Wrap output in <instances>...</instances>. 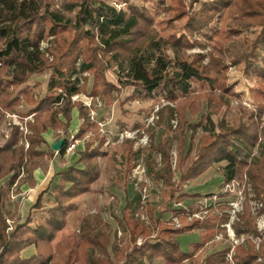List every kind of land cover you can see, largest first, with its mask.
I'll return each mask as SVG.
<instances>
[{
	"label": "trees",
	"instance_id": "obj_1",
	"mask_svg": "<svg viewBox=\"0 0 264 264\" xmlns=\"http://www.w3.org/2000/svg\"><path fill=\"white\" fill-rule=\"evenodd\" d=\"M144 2L146 6L130 0H60L54 6L52 0H0V124L3 112L23 105L28 110L22 115H33V122L28 123L29 135L23 136L18 128H12L8 140L0 146V264H184L221 232L227 237L226 229L221 227L227 217L214 211L228 206V195L221 193L222 187L244 176L264 214V163L250 159L260 136L264 137L260 128V117L264 116V0ZM111 3L125 7L117 9ZM162 15L167 17L160 19ZM175 22L173 32L161 34ZM214 22L220 26L210 35L208 30ZM247 32H254V37L246 36ZM194 35L210 41L208 63L204 62L205 55L185 54L196 46L205 48ZM47 37L54 39V63L47 61L38 48ZM81 57V71L91 72L93 77L90 95L113 100L111 92L118 90L105 79L104 72L111 61H116L119 66L125 64L127 71L121 89H132L123 103L156 101L162 97L175 104V108L165 106L159 111L156 126L162 132L156 144L155 135H151L150 151L160 156V164L150 155L146 157L148 174L165 188L163 205L157 209V216L154 206L145 205L141 212L151 222L145 226L138 217L140 194L125 196L118 214L111 212L124 234L123 244L112 241L100 212L83 217L78 233L53 245L75 210V201L89 193L102 174L100 159L106 152L103 140L97 136L84 144L74 164L57 173L56 181L40 192L27 218L11 232L6 230L5 215L11 214L18 220V204L15 214L11 213L13 204L9 201L13 186L26 183L33 187V171L54 156L53 151L41 150L45 143L42 135L48 130L62 132L64 142L57 152L62 157L70 139L67 129L74 109L82 123L73 140H83L96 124L88 119L80 104L69 102L79 92L78 81L72 82L70 78L76 75L75 65ZM229 66H239L242 76L255 83L248 95L256 108L248 111L240 107L235 120L221 119L214 124L210 120L212 114L228 108L230 100L241 98L236 84H229ZM47 71L50 74L42 97L34 99L31 93L15 95V90L30 78ZM202 102L209 112L197 119L203 110ZM174 118L176 129L169 126ZM194 139L196 151L192 154ZM23 141L27 148L21 144ZM174 144L177 156L173 169L170 152ZM136 155L132 143L127 142L121 152L124 190ZM221 163L225 165L218 192L203 197L217 196L219 205H210L203 219H189L202 208L192 202L181 208L175 205L200 195L190 194L184 187ZM22 171L26 174L21 179ZM34 211L44 215L36 223L31 215ZM165 214L170 216L165 218ZM173 218L178 220L179 227L171 223ZM239 220L232 226L233 232L238 239L246 238L234 246L232 263L264 264V235L261 239L247 206ZM193 232H199V242L182 251L178 238ZM138 237L142 238L139 245ZM249 237L260 238L257 248ZM30 247L34 253L22 256ZM230 250L226 246L210 252L202 264H229L226 256Z\"/></svg>",
	"mask_w": 264,
	"mask_h": 264
},
{
	"label": "rangeland",
	"instance_id": "obj_2",
	"mask_svg": "<svg viewBox=\"0 0 264 264\" xmlns=\"http://www.w3.org/2000/svg\"><path fill=\"white\" fill-rule=\"evenodd\" d=\"M54 3V6L59 5L60 0H52ZM130 2H133L134 4L138 6H146V3L144 0H130ZM114 5L117 9L124 8V4H116L111 3ZM167 15H162L160 19L166 18ZM175 26H177V23L175 22L173 27H167L165 28L164 33H171L175 29ZM220 24L218 22H214L209 30L208 33L211 35L213 30L217 29ZM157 29L159 30V26H157ZM255 35L254 32H247L246 36L249 38H253ZM195 40L200 41L203 43V46H205L204 49L196 46L193 47L190 50L185 51V54L187 56L190 55H196V54H202L206 56L205 63H208L207 53L209 51L210 41L207 39H203L198 35H194L193 37ZM53 37H47L40 41L39 44V50L43 54L44 58L49 61L50 63H54V57L52 55L53 51ZM81 59H78V62L75 65V70L77 71L76 75H73L70 80L72 82L78 81L77 87L79 89L80 94L87 95L92 97L94 100L91 106V109L93 112H95L96 118L99 121L104 122V128L103 130L105 133L108 134V137H112L113 141L116 138V134L122 131H137L135 137L133 139H127L123 142H116L114 144L110 143L109 145H105L106 142V136H104L98 129L97 124L93 125V128L90 130V133L92 134V137H90L89 140H94V138L97 136L98 140H103V150L106 152V156L100 159V165L102 169V174L97 181V183L93 184L91 191L87 193L86 195H83L82 197L78 198L75 201V210L70 213L67 224L65 228L56 235L55 240L53 241V245H55L57 242H60L64 237L70 236L73 233L79 232V225L81 222V219L85 216H96L97 214H100L104 219V221L109 226V231L112 237V241L118 242L123 244V237L124 234L122 230L120 229L118 223L112 218L111 212L114 211L118 214L120 207L123 205L125 196L132 198L133 194L138 192L141 187L140 185H147L148 192H147V198L144 201V204H141L140 207L143 206V209L147 203H150L152 206H154L156 209V212L154 213V216L158 215L157 209H159L163 205V192L165 191V188L161 182H155L150 175L148 174V167L146 162L147 155H150L155 162L159 165L160 164V156L156 155L154 152L150 151V147L152 144V137L151 135H155V144L158 141V138L162 132V128L156 126V122L158 121L159 117V111L165 107L168 106L170 108H175L174 103H170L165 101L162 97L157 98L156 101H144V102H138V101H131L126 102L125 99L128 97V95L132 92L131 88H125L121 89V82L125 79L124 76L127 74L125 64L122 66H119V63L116 61H111L110 64H108V68L104 72L105 79L114 84L117 87V90H121L120 92L116 90H112L111 97L113 98L112 101L108 102L106 98L101 97L100 95L93 96L89 94L91 85H92V74L91 72H85L81 71L80 64ZM50 72L47 71L46 73L42 75H35L32 78H30L27 83L23 86H21L19 89L15 90V95H18L20 97H23L24 95L31 93L35 98H40L43 96L45 91V85L46 80L49 77ZM227 77L229 80V84H236V92L241 93L240 99H232L229 102L228 108H222L220 109L218 114H212L210 116V120L216 124L217 121L224 119L227 120H235L234 118L237 117V109L242 107L244 109H247L248 111L252 110L254 111L256 108V105L253 103L252 98L250 97L249 91L252 89L255 85L254 82L249 81V79L245 78L241 74V68L239 66H229L227 70ZM60 92V91H58ZM120 94V95H119ZM69 102L71 104L79 105L83 107L85 112L89 114V109L84 107L82 102H72L71 99H69ZM64 102H61L60 106H63ZM124 104V105H121ZM202 112L198 115L197 119L202 114H207L209 110L207 109L204 102H202ZM28 110V107L25 105L21 106L19 109L15 111H5L3 112V120L0 124V146H3L4 143L8 140L12 128H18L19 132L23 135H29L30 130L28 129V123L33 122V115L24 117L22 114L25 113ZM62 121L63 118L61 115L58 116ZM89 119V117H88ZM90 120V119H89ZM91 121V120H90ZM82 123V121H80ZM93 122V121H91ZM71 124V123H70ZM172 129H176L177 125V119L174 118L170 120V125ZM154 129V131H150V129ZM260 128L264 131V116L260 117ZM57 131L56 134L60 136V134ZM62 133V132H61ZM75 135V134H74ZM200 135V132L196 134V137ZM68 137V136H65ZM127 142L132 143V151L135 152L137 155L135 159L132 162V168L130 170V173L128 175V178H126L127 182V189L124 190L123 183V177H122V170L123 169V161L121 158V152L124 148V145ZM192 148L191 152L192 154L196 151L195 145H196V139L192 140ZM21 144L27 148L28 144L25 141L21 142ZM96 145V143L94 144ZM82 151L81 147H78L76 150V154L78 155ZM172 156V168L174 169L175 163H176V144H174L171 148L170 152ZM66 160H70L67 157H64ZM250 159L255 160L257 162H263L264 163V137L260 136L258 140L257 146H255L252 150V154ZM73 162L72 164H74ZM225 163H221L218 165H213L207 172H205L202 176L195 179L194 181H191L186 184L184 187V190L190 194H198L200 197L194 198V201H184L182 204L184 207L188 206L190 202H192L193 206H198L202 209H204V203L201 200L204 196H207L208 194H216L219 190V185L221 183V177L222 169ZM40 168V167H39ZM26 173L22 171L20 173V178H24ZM141 177L142 181H137V178ZM144 181V182H143ZM138 182L137 188L134 187V183ZM235 185V192H241L242 197L241 200L238 202V205L235 208V213L231 214L233 217L232 220H230V212L232 209L231 207H226V209L222 210L219 209V207L216 208L214 211L215 214L218 215H225L227 217V222L225 224H230L231 229L232 226H234L236 223H238L240 220V216L243 214L245 206H247L250 216L253 218L255 222V227L257 232L260 234V238H263L264 235V214L261 213V206L260 203L255 199V195L251 186V183L249 179L244 176L241 180H235L233 183ZM20 184H16L15 187L12 188V193L10 194L9 201L13 204L11 208V213L13 212L15 214L16 209L14 208L17 204V199L15 197L17 187H19ZM133 185V186H132ZM224 187V186H223ZM222 187V188H223ZM14 198L12 199V197ZM210 198H208V202H210ZM226 200V199H225ZM229 201V199H227ZM199 202V203H196ZM208 205V203L206 204ZM219 205V204H218ZM171 206H173L171 204ZM139 207V213L138 217L140 218V215H144L146 218L147 216L142 213L141 211L143 209H140ZM180 208V206H178ZM11 215V214H10ZM10 215L6 216V224L8 226V229H6L8 232H11L13 228L16 226L17 223H19V215H18V209H17V219L12 218ZM32 217L35 221H39L44 217L42 214V211H34L32 214ZM169 217L170 214H165V218ZM167 217V218H168ZM140 222L143 223L145 226H148L151 222L148 220L143 221L140 219ZM225 224H222L221 227L225 228ZM226 229V228H225ZM227 230V229H226ZM233 231V229H232ZM234 233V232H233ZM199 232H193L189 234H184L178 238V241L180 243V249L184 252L189 250L190 244L199 242ZM227 237H225L222 232L218 234L213 240L209 241L199 252L196 253V255L192 258L186 261L184 264H202V261L204 257L215 250L221 249L223 247H233V242L230 240L227 231L225 234ZM235 235V234H234ZM236 238V236H235ZM243 240L246 238L244 236L240 237L239 239ZM260 238H253L249 237L252 242L256 245V248L258 247L260 243ZM238 239V238H236ZM142 238H137V245L141 243ZM139 242V244H138ZM243 242H240L238 244H241ZM236 246V245H234ZM34 253V248L30 247L24 252H22V256H30ZM110 254L112 255V249H110ZM234 254V252H233ZM233 254L231 255V258L233 257ZM226 260L229 264H233L232 260H230L226 256Z\"/></svg>",
	"mask_w": 264,
	"mask_h": 264
},
{
	"label": "built area",
	"instance_id": "obj_3",
	"mask_svg": "<svg viewBox=\"0 0 264 264\" xmlns=\"http://www.w3.org/2000/svg\"><path fill=\"white\" fill-rule=\"evenodd\" d=\"M93 98L90 97V96H87V95H83V94H80V93H77V94H74L72 97H71V101L72 102H82L84 107L88 108L89 109V114H88V117L91 121L95 122L98 126V129L99 131L104 135L106 136L107 133H105V131L103 130L104 128V122L102 121H99L97 120L96 118V115H95V112H93V110L91 109V106H92V103L93 102ZM60 134V136H63V134L61 132H58ZM137 131H122V132H119L118 134H116V138L115 140L113 141V138L112 137H108V134L106 136V142H105V145H109L110 143L114 144L116 142H123L124 140H127V139H133L136 135ZM73 134L70 133V139L69 141L66 143L65 145V150H64V154L63 156L64 157H67L74 154L77 150V147L79 146V144L82 143V146H84V144L86 142L89 141L90 137H92V134L89 132L85 138L81 141L79 140H73ZM137 181H142L141 180V177L137 178ZM144 182V181H143ZM234 182L232 183H229V184H226L224 185V187L221 189V193L223 194H227L228 195V198L229 201H227V205L228 207H231V211L228 212V214H234L235 213V208L236 206L238 205V202L241 200V197H242V193L241 192H235V185L233 184ZM139 183L136 182L134 183V187L137 188V185ZM140 185V184H139ZM141 187L140 190H139V194H140V202L141 204H144V201L145 199L147 198V192H148V187L147 185H140ZM15 187V185H14ZM14 198V196L12 197V199ZM208 202V199H203V203H204V209H202L201 211L193 214L189 219L191 218H198V219H203L207 213H208V210L207 208L212 205L214 208L218 205V203L220 202V199L217 197V196H212L211 199H210V202H209V205H206ZM176 207L180 206L179 204L175 205ZM140 209H143V206L140 207ZM234 209V210H233ZM232 216L230 217V220H232ZM140 219L143 220V221H146L147 218L144 216V215H140ZM173 225L177 228L179 227V222L176 218H173L172 219V222ZM225 228L227 229V234L230 238V240L233 242V247H231V250L230 252L227 254V257L231 260V255L233 254V248H234V245H237L238 243L240 242H243V238L242 239H236L235 238V235L231 229V226L230 224H225L224 225ZM218 238V237H216ZM139 244V242H138Z\"/></svg>",
	"mask_w": 264,
	"mask_h": 264
},
{
	"label": "crops",
	"instance_id": "obj_4",
	"mask_svg": "<svg viewBox=\"0 0 264 264\" xmlns=\"http://www.w3.org/2000/svg\"><path fill=\"white\" fill-rule=\"evenodd\" d=\"M72 121L67 129L69 133L75 134L78 130L79 125L81 124V120L78 117V111L74 109L72 111ZM45 143L42 144L41 150L45 152L53 151L52 145L57 142L60 139H63V136H58L56 132H53L52 130H48L46 133L42 135ZM78 147H81L82 151L84 149V146H82V143L79 144ZM77 147V148H78ZM54 152V156L52 158L45 159L40 168H37L32 173V178L34 180V186L30 187L26 183H22L17 187L16 191V199L18 204V215H19V222H23L31 209V206L35 202L37 196L40 194L41 191H44L50 182H55L56 177L55 175L59 173L60 171H63L65 168L70 166L73 162H76L78 159V155L76 153L68 156L70 159L69 161L64 158V156H60L57 154V152ZM133 186V185H132ZM201 200L198 201H202ZM188 201H194V200H188ZM199 203V202H196ZM209 205V202H207ZM180 208L183 206V204H179Z\"/></svg>",
	"mask_w": 264,
	"mask_h": 264
},
{
	"label": "water",
	"instance_id": "obj_5",
	"mask_svg": "<svg viewBox=\"0 0 264 264\" xmlns=\"http://www.w3.org/2000/svg\"><path fill=\"white\" fill-rule=\"evenodd\" d=\"M64 140L60 139L52 145V150L58 152L63 145Z\"/></svg>",
	"mask_w": 264,
	"mask_h": 264
}]
</instances>
